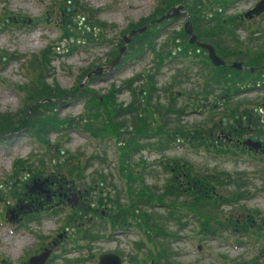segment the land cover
I'll list each match as a JSON object with an SVG mask.
<instances>
[{
  "label": "trees",
  "instance_id": "1",
  "mask_svg": "<svg viewBox=\"0 0 264 264\" xmlns=\"http://www.w3.org/2000/svg\"><path fill=\"white\" fill-rule=\"evenodd\" d=\"M211 1H215L217 6L223 5L224 9L214 10L209 5ZM229 1L231 0H159L149 19L159 16L176 3H185L194 25V31L198 33L200 39L214 44L217 51L227 61L240 57L246 64L250 65L255 62L253 56L258 58V55L264 53V20L258 22L257 18L254 17L258 24L249 32L246 31L248 32L246 36L241 37L239 31L236 30L237 26L240 22L242 25L246 22L251 23L250 18L244 16V19H240L239 14L227 13ZM72 3H64L61 6L60 12L65 14L63 18L66 20L67 12L79 10L87 19L84 24H79L78 21H74V16L71 15L66 23L63 24L65 20L61 23L63 26L61 38H67V41L70 42L68 48L82 43L83 36L89 33L87 31L89 28L86 27L87 23L96 25L93 22L95 18L93 13L84 9V11L80 10L75 0ZM209 12L213 14L209 15ZM74 14L76 15V13ZM245 15H250V13H245ZM20 19L22 22L26 21L25 16L9 14L6 18L7 21L4 20V22H12L13 25L21 24ZM98 24L100 25V23ZM247 28L248 26L245 25L244 29ZM148 29L149 27L145 31L133 35L132 43H130L129 49L124 52L121 63L125 62V58L130 60L132 57H141L147 42L149 43L151 36L149 33H152ZM164 30L162 27L158 33ZM254 32L258 33L260 37L254 36ZM87 40L89 38H86ZM153 40L154 37L151 38L150 43ZM53 46H55L53 43H48L40 51L30 53L28 58H25L24 55L26 54L22 56V54H10L3 50L0 52V57H6L5 60L23 57L27 60L25 68L27 82L18 85L19 91L24 93V107L17 112L0 111V138L14 135L22 129L32 130V134L44 143L46 152L49 153L51 143L47 136L54 132L63 133L62 131L74 125L79 127V119H82V115H85L87 120L85 131L91 137L101 141V147L103 144L107 146L105 141L111 142L109 138H117L118 143H120L116 151L119 163L118 170L125 180L126 192L121 194L120 190L113 187L114 189H110V193L112 194V190L113 192L115 190V193L112 194L115 198L111 202L116 205V210L120 212L118 217H123L122 222H127L128 226L134 225L139 231L138 233L140 235L142 233L145 237L144 241H140L142 235L140 236V245L148 244L143 248L147 250L145 255L152 260V264H182L175 259L176 251H174L172 243L178 240L179 232H182L186 227L187 222L184 220L187 218L184 219V216H187L188 213H192L198 221L199 227L196 231L198 235L213 236L218 226L224 223L234 230L240 226L237 218L232 220L221 219L226 210L237 207L238 202L245 199L241 189L244 181L239 178V175L236 179L233 178V184L236 188H240L239 191L237 189L230 190L225 184L226 180H230L232 176L229 170L224 171L217 168L212 171L211 167H204L198 172L199 170L187 160V157L180 159L162 155L161 159L149 161L141 155L144 153V147L152 149L160 144H164V149L160 150V153L178 148L185 149L184 144H189L195 149H190L185 153L201 154L199 148L205 147V154L216 155L215 152L220 148L216 146L212 152L213 147H206L208 137L205 135L209 129L214 131L213 128L216 127L215 111L210 115L211 121L194 119L189 122L186 120V117L189 116L187 109L190 103L189 96L195 95L194 90L189 91L187 87H184L182 94L172 92V95H165L168 88H172L171 80L168 77L161 87H155L157 82L147 80L148 83L141 90L139 86L138 91H136L134 83L140 79V74L122 81L120 86L112 83L104 92L90 87V82L94 80V76L91 75L87 80L88 83L86 82L82 87L81 83L91 70V65L83 68L81 78L73 88H62L52 80L55 70L53 62L56 58ZM117 54L118 47L114 51L112 50L105 60L101 58L96 66L108 63ZM159 57L163 58V55L160 54ZM164 57L166 56L164 55ZM157 63L158 61H156ZM215 71V78H222L221 75H223L226 80L229 72L234 70L220 66ZM175 84L183 86L185 79L175 81ZM124 90H130L133 93V98L128 103L118 100L117 95ZM233 92L237 95V89H233ZM73 97L84 100V111L81 115L62 116L59 112H55L56 105L61 106ZM235 112L236 109L227 106L225 107V114L222 113V116H228L229 113ZM219 118L221 119V117ZM156 120H160L161 123H156ZM203 136L204 138H202ZM157 137L162 138L164 142L154 143ZM57 151L63 156V162L68 166L65 170L66 175H69L70 178L83 176L90 182L94 180L104 191L108 187V183L112 182V173L104 171L111 162L107 156H101L102 148L94 149L84 161L80 159V152L69 154V151L67 152L65 149H57ZM94 152L96 153L94 154ZM228 152L226 150L224 154ZM95 159L104 166L96 167L95 162H93ZM39 161L46 167L43 157ZM20 162L25 165L28 161L21 159ZM156 166L160 168L157 174L166 172L168 178L160 184L159 182L155 184L146 183L144 175L153 176L151 173ZM88 167L93 168L87 175L85 171ZM257 212V209H252L251 214L255 216ZM242 224H244L243 226L246 225L245 228L248 227V230L252 227L247 222ZM99 227L102 230V226ZM102 235L97 232V236L102 237ZM250 236H255L252 230ZM217 256L224 257L220 254ZM238 264L246 263L239 262Z\"/></svg>",
  "mask_w": 264,
  "mask_h": 264
},
{
  "label": "rangeland",
  "instance_id": "2",
  "mask_svg": "<svg viewBox=\"0 0 264 264\" xmlns=\"http://www.w3.org/2000/svg\"><path fill=\"white\" fill-rule=\"evenodd\" d=\"M158 1L75 0L80 10L93 13L96 18L93 19V22L96 25L87 23L86 27L89 28L87 29L89 33L83 36L85 40L83 38L81 44L68 48L70 42L67 41V38H61L63 31L61 23L65 20L63 18L65 14L60 12V8L64 3L69 4L74 2V0H0V52L3 50L10 54H22V56L26 54L24 56L28 58L30 53L38 52L48 43H53L55 45L53 47L55 48L56 58L53 62L55 70L52 80L62 88L71 89L81 78L83 68L85 69L86 66L90 65L92 67L91 70L97 68L96 64L101 58L105 60L112 50L114 51L116 47L119 48L124 43V35H128L132 28H136L147 22L158 5ZM251 3L252 1L239 2L230 7L229 11H243ZM5 12L7 14L4 15ZM9 14L12 16L14 14L25 16L26 21L22 22L20 19L22 23L15 25L12 22L6 23L4 20L7 21L6 18ZM66 14L67 18L63 24L68 21L67 19L71 15L74 16V21H78L79 24H84L87 19L79 10H73ZM184 19L185 16L179 17L173 23L166 26H164L166 20L155 25H150L148 30L152 33H149L151 35L149 42L152 35L157 34L162 27L165 30L157 38L159 44L173 42L171 36L173 37L174 33L181 32ZM250 22H246L247 24L244 23L240 26V35L243 36L246 31H250L252 25L256 26L258 24L254 18H250ZM245 25L248 26L247 29H244ZM86 38H89V40L86 41ZM175 42H177V39ZM181 42L186 41L181 40ZM159 44L155 46L156 49L160 47ZM167 48L168 50L177 49L178 44L173 47V43H171ZM188 50L192 51L187 46L186 55L184 54V59L182 60L183 64L192 60L190 57L193 53H187ZM148 54L147 52V54H142L139 58H130V62L120 65L113 72H107V74L102 76L93 74L94 80L90 82V87L104 92L112 83L120 86L122 81L145 71V77L141 76L134 83L136 91H138L139 86L145 84L146 80L152 81L153 79L151 74L156 66V62L152 58L153 56ZM5 58L0 57V111L17 112L24 107V93L19 91L18 85L27 82V71L25 69L27 60L24 57L17 59L9 58V60L8 58L5 60ZM178 63L179 61H176L177 65ZM160 68L161 74H158V77L154 81L161 84L165 82L166 78L170 77L173 71H176L169 63L161 64ZM87 80L88 78L85 77L81 83L82 87H84L86 82L88 83ZM198 81L200 80L198 79ZM186 86H190V84ZM173 88L175 89L176 87ZM250 95L257 94L252 92ZM117 96L120 102H129L133 98V93L130 90H124ZM83 111L84 100L77 97H73L61 106H55V112H59L62 116H79ZM85 117V115H82V119H79V127L74 125L62 131L63 133L54 132L47 136V139L51 143L49 153L46 152L44 143L32 134V130L22 129V131L11 137L4 136L0 138V264H13V261L17 259L22 260L19 257L16 258L17 248L21 242L15 237L12 227L7 224L3 209L6 201L11 203L13 201V181L18 180L20 183V180L28 173L23 169V162H20L21 159L28 161V167L38 171L41 168L39 160L42 157L45 165H49L50 167H53L57 162H63V156L58 153L57 149H65L67 152L69 151V154L80 152V159L84 161L94 149L102 148L101 156H107V159L111 162L104 171L113 175L112 182L108 183L104 195L109 196L112 201L115 196L112 195L113 190L112 194L110 193V189H114L115 187L120 190L121 194H125L126 183L118 170L119 163L116 152L120 143H118L117 138H109L111 142L105 141L104 143L107 146L103 144L101 147V141L91 137L85 131L87 128ZM196 118L200 119L196 115H189L186 117V120L192 122ZM184 145L185 149L178 148L172 149L169 152L167 150L165 153H160L159 151V153H142L141 155L149 161L161 159L162 155L180 159L187 157V160L199 170L198 172L204 167H211L212 171L217 168L218 170H229L232 173L231 181L226 180L225 184H227L230 190L237 189L239 191L240 188H236L233 184V178L236 179L237 175H239V178H242L244 181L241 189L243 190L245 199L240 200L237 207L226 210L221 218L229 220L237 218L238 225L240 226L236 230L224 223L218 226L213 236L198 235L196 234L199 227L198 221L192 213L184 216V219L187 218V221L184 220V222H187V225L182 232H179L180 236L178 240L172 243L174 251H176V261L182 264H238L239 262L264 264V164L262 157L256 155L254 159L248 160L240 154L233 155V153L205 154V148H199L201 154L185 153V151L195 148L189 144ZM93 162H95L94 165L96 167L100 168L104 166L96 159ZM67 167L65 165L64 171ZM93 167L87 168L85 171L87 175L92 171ZM157 171H160L158 166L152 171L151 174L153 176L149 174L144 175L146 183L155 184L159 182L160 184L164 179L168 178L166 172H163L164 174L160 172L158 175ZM67 178L71 179L69 175ZM80 178H83L84 184L90 185V180L83 176ZM6 181L10 183H6ZM93 182V185L97 183L94 180ZM252 209H257L258 211L255 216L251 214ZM117 222L115 218L108 224H103L104 222H102V230H100L101 227L96 230L100 234L105 233L103 236L104 240L99 239V243L96 242L97 249H94L93 243L91 244L92 241L97 240L96 238L90 240V247L89 245L86 246L89 251L92 248L91 250L95 253H92V255L88 252H84L83 254L73 253L71 256H66L68 259L66 264H69L70 260L77 261V264H97L98 256L105 251H115L121 254L124 257L123 264H149V259H147L149 257L145 255L147 250L143 248L148 244L144 246L140 245V241H144L145 238L143 234L141 233V236L134 225L125 227L121 222ZM243 222L250 223L252 225L251 229L248 230V227L246 229V225L243 226L244 224H242ZM34 224H30L29 226L34 229L39 227L44 231H55L52 221H45L42 226ZM121 229L124 231L121 232ZM251 230L255 235L254 237L250 236ZM25 231L24 229L18 235H23ZM112 233H117V235L111 237ZM140 236L141 240L139 241ZM86 237V233H84L81 235V238L75 239L74 248L85 246L86 242L84 239ZM217 254L224 255V257H218Z\"/></svg>",
  "mask_w": 264,
  "mask_h": 264
},
{
  "label": "flooded vegetation",
  "instance_id": "3",
  "mask_svg": "<svg viewBox=\"0 0 264 264\" xmlns=\"http://www.w3.org/2000/svg\"><path fill=\"white\" fill-rule=\"evenodd\" d=\"M243 1H229L227 4V13L239 14L240 19H244V16H249V18H257L256 20L258 22L259 20H264V11L260 13L252 12L250 15H245L246 11L252 8L257 0H247L246 2L252 1V3L243 11H229L230 7ZM182 4L184 5V11L176 17L165 19L164 26L173 23V21L183 16H185V19L188 18L191 21L187 6L185 3ZM209 5L214 10L224 9L223 5L217 6L215 1L209 2ZM211 14L213 13L209 12V15ZM185 19L183 20V24ZM241 23L238 24L236 30L239 31L242 25ZM152 24H148L147 28ZM183 24V32L174 33V36H171L173 42L159 44L157 38L160 36V33H157L152 35L154 37L153 42H147V45L145 44L146 46L142 54H147L148 52V55L151 54L153 56L152 58L155 62L158 61L151 74L152 81L158 77V74H161L160 65L169 63L176 71L172 72L174 75L170 74L169 78L172 83V88L169 87L165 95H172V92L182 94L184 87H187L189 91L192 89L195 92L193 97L189 96L190 103L187 106L189 115H196L201 120L211 121L212 118H210V115L214 111L216 113L214 116L216 123V127L213 128L214 131L209 129L205 133L208 137L206 147H213V152L216 149L215 147L218 146L220 150H217L215 153H225L228 150V153L240 154L248 160H252L256 155H259L262 157L264 164V53L258 55V58L253 56L252 58H254L255 62L251 61L252 64L250 65L246 64L240 57H235L231 61H227L217 51L214 44L199 38L198 33L194 31V25L191 21L192 31L196 39L213 45L216 53L224 60V63L221 64L214 63L209 57L206 48L189 41L190 34L184 31ZM251 29H254V25H252ZM248 32H245L243 36H246ZM253 35L260 37L255 32ZM132 39L127 43L126 50L129 49ZM176 39L177 42H175ZM181 40L186 42H181ZM171 43H173V47L178 44V48L168 50L167 47ZM158 44L160 47L156 49L155 46ZM187 46L192 49V51L188 50L187 52L189 54L193 53L190 57L192 60L183 64L184 62L182 60L184 59ZM160 54L163 55V58L159 57ZM176 61H179L178 65ZM128 62L130 61L125 58V62L121 63V65ZM220 66L234 70L229 72L226 80L223 75H221L222 78H215V70ZM145 75V71L141 72L140 78L141 76L145 77ZM180 79H185L183 86L175 84V81H180ZM147 83L140 85V90ZM187 84H190V86H186ZM161 86L163 85L158 82L155 85V87ZM173 87L176 88L174 89ZM233 89H237V95L234 94ZM252 92H255L257 95L251 96L250 94ZM180 96L182 97V95ZM186 98L189 99L188 97ZM227 106L236 109V112L229 113L230 115L228 116H222V113L225 114V107ZM156 123L160 124L161 121L156 120ZM154 141V143L164 142L159 137ZM161 145L155 146L152 149L144 147L143 152L158 153L164 149V144ZM40 166L41 168L37 171L28 167L27 164L23 165V169L28 173L20 180V183L18 180L13 181V201L12 203L6 201L3 205L7 224L12 227V232L15 234V237L21 242L17 248L16 258L19 257L22 260L17 259L13 261V264H66L68 260L66 256H71L73 253L83 254L84 252H88L91 255L95 253L91 250L92 248L89 251L86 246L89 245L90 240L96 238L97 240L92 241L91 244L93 243L94 249H97L96 242L99 243V239L104 240L103 236L105 233H103L102 237H97L96 230L99 226L110 223L113 218H115L116 222L118 221L117 223L121 222L125 227L128 226L127 222H122L123 217H118L120 212L116 210V205L112 204L109 196L104 195L103 188L99 187L97 183L93 185L92 183L94 182L91 181L90 185L87 186V184H84L83 178L68 179L66 170L64 171V162H57L53 167L47 165L46 168L42 163ZM6 183L10 182L6 181ZM113 193H115V190ZM45 221H52L55 231H44L39 227L34 229L29 226L33 223L36 226H42ZM102 222L104 223L101 224ZM24 229L26 230L25 233L19 236L18 234L24 231ZM123 231L121 229V232ZM84 233L87 236L84 239L86 245L74 248L75 239L81 238V235ZM116 235L117 233H112L111 237ZM45 252H48L46 258L36 259ZM111 252L119 254L115 251H105L101 254ZM119 255L124 260V257L121 254ZM147 259L151 260L150 258ZM149 262V264H152V260ZM69 264H77V261L70 260Z\"/></svg>",
  "mask_w": 264,
  "mask_h": 264
},
{
  "label": "water",
  "instance_id": "4",
  "mask_svg": "<svg viewBox=\"0 0 264 264\" xmlns=\"http://www.w3.org/2000/svg\"><path fill=\"white\" fill-rule=\"evenodd\" d=\"M184 5L182 3H177L175 5H172L169 7L165 12L161 13L159 16H156L154 18H151L148 23L143 24L141 26H137L136 28H133L128 35H124V43L119 47V52L118 54L108 63L99 65L97 68L90 70L88 72L87 78H89L91 75L95 74L96 76H101L105 74V72H111L114 70V68L121 63L123 54L127 48V43L132 39V36L134 33L142 32L144 31L148 24L150 23H158L162 22L167 18L170 17H176L178 14L184 11L183 9ZM261 11H264V0H257L254 4V6L246 11V13H251V12H256L260 13ZM31 20V19H29ZM184 31L186 33L190 34L189 41L190 42H195L201 47H204L207 49L208 55L211 58L212 62L214 63H224V60L216 53L215 48L213 45L210 43L206 42H201L196 39V36L194 32L192 31V24L191 21L186 18L183 24ZM82 86V84H81ZM10 135H7L5 137H8ZM48 256V252H45L43 255L37 257L36 259L39 258H46ZM98 264H123V258L116 253H103L99 256V262Z\"/></svg>",
  "mask_w": 264,
  "mask_h": 264
}]
</instances>
